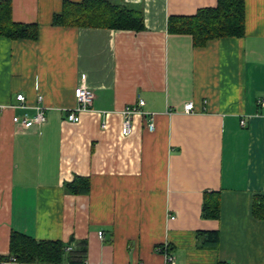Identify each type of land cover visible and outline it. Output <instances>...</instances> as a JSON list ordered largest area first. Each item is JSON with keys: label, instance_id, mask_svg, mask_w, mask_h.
Instances as JSON below:
<instances>
[{"label": "crops", "instance_id": "crops-1", "mask_svg": "<svg viewBox=\"0 0 264 264\" xmlns=\"http://www.w3.org/2000/svg\"><path fill=\"white\" fill-rule=\"evenodd\" d=\"M6 1L37 38L0 36V255L17 232L86 241L84 264H169L159 248L174 264H264L254 214L264 204V0H245L242 38L203 47L168 22L218 0H111L143 10L140 32L53 24L65 2L84 0ZM84 79L93 105L71 123ZM139 100L150 115L124 137L122 111ZM39 104L45 123L25 129ZM77 176L88 195L65 191ZM206 202L218 219L204 216ZM207 232L219 233L217 248L205 247Z\"/></svg>", "mask_w": 264, "mask_h": 264}, {"label": "trees", "instance_id": "trees-1", "mask_svg": "<svg viewBox=\"0 0 264 264\" xmlns=\"http://www.w3.org/2000/svg\"><path fill=\"white\" fill-rule=\"evenodd\" d=\"M245 0H218L215 8L200 10L191 17H171L168 30L173 34L190 35L196 47H203L209 41L245 35ZM55 26L82 28H105L112 30L140 32L145 29L143 10L111 0H84L81 3L65 2L63 11L53 19ZM0 36L12 40L37 38V27L15 23L12 19L11 2L0 0ZM65 191L70 195H88L90 180L76 177L65 184ZM258 200V199H257ZM261 201V199L259 198ZM263 200V199H262ZM254 207L255 216L264 217V204ZM220 207L206 202L204 216L218 219ZM205 247L215 249L219 244L218 232L204 233ZM75 248L68 250L71 244ZM88 257V243L69 244L62 241H37L21 233L13 232L9 255H0V263L11 260L20 264H84Z\"/></svg>", "mask_w": 264, "mask_h": 264}, {"label": "built area", "instance_id": "built-area-1", "mask_svg": "<svg viewBox=\"0 0 264 264\" xmlns=\"http://www.w3.org/2000/svg\"><path fill=\"white\" fill-rule=\"evenodd\" d=\"M77 99V107L71 111L67 112V120L71 123H79L81 121V116L83 113L91 110L93 101L95 98L94 92L91 87L88 85L86 79L81 81V84L78 86L75 92ZM17 100L21 103V106L25 104L26 97L24 95H18ZM39 103H42V97L39 98ZM145 107V101L139 100L138 104L127 106L122 111V116L124 118L122 126V135L128 137L133 133V121L137 115L148 116L150 114L143 111ZM36 114L34 117L30 118L25 116L21 122L25 129L30 130L34 127H41L46 121V109L42 104H39L35 107ZM195 111V106L193 102H190L185 105L184 112L185 114H192ZM148 128L150 131H154L155 125L153 123V118L150 116ZM103 127H106L104 125ZM174 219V218H172ZM101 239H105V234L103 232L99 233ZM69 251L72 250L71 247L68 248ZM159 252L165 254L168 258L169 264H174V259L172 258L170 252L167 249H158ZM15 261L11 260L8 263L4 264H14ZM1 264V263H0Z\"/></svg>", "mask_w": 264, "mask_h": 264}, {"label": "rangeland", "instance_id": "rangeland-1", "mask_svg": "<svg viewBox=\"0 0 264 264\" xmlns=\"http://www.w3.org/2000/svg\"><path fill=\"white\" fill-rule=\"evenodd\" d=\"M10 262V261H9ZM8 263V262H7ZM2 264H4V263H2Z\"/></svg>", "mask_w": 264, "mask_h": 264}]
</instances>
